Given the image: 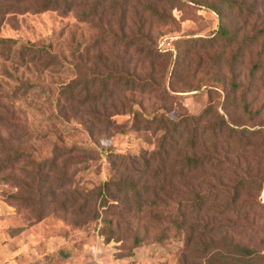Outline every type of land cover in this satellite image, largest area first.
Listing matches in <instances>:
<instances>
[{"label": "rangeland", "instance_id": "1", "mask_svg": "<svg viewBox=\"0 0 264 264\" xmlns=\"http://www.w3.org/2000/svg\"><path fill=\"white\" fill-rule=\"evenodd\" d=\"M94 1L75 0L64 9L42 8L41 0H0V37L14 39L7 50L0 43V264H199L212 250L205 251L203 241L219 249L232 240L264 253V185L259 188L264 183V0H164L157 5L165 10L164 20L148 17L146 6L155 5L154 0H115L114 8H108L111 0H99L98 12L83 17ZM222 23L235 30L234 39L207 40ZM145 44L162 51L153 59L144 57L137 48ZM23 45L36 46L42 58H22ZM48 52L56 60L46 65L42 60ZM114 69L153 80L160 92L117 90L106 79ZM90 74L107 80L112 99L78 103ZM74 79L79 81L74 93H79L67 101L62 86ZM96 80L92 90L99 87ZM162 91L171 95L161 99ZM226 91L231 95L222 104ZM210 99L213 110L244 136L241 141L216 138L207 127L214 118L200 122L197 152L223 156L224 164L210 161L191 176L160 173L152 178L124 169L110 152L151 151L163 134L155 122L148 127L140 119L135 123L128 110L146 115L158 110L177 118L201 112ZM94 109L110 114L113 124L101 126L91 114ZM183 139L169 153L176 168ZM56 155L55 169L39 161ZM243 176L255 181L235 203L211 197ZM109 177L139 178V184L149 177L150 183L163 180L166 186L158 191L156 184L143 195L159 205L145 204L140 212L132 202L125 210L132 193L114 188L105 193L109 203L93 198L90 207L76 211ZM189 189L205 193L201 210L184 206L190 197L183 192ZM183 213V229L162 230ZM205 222L216 228L201 235ZM195 223L200 226L186 243ZM102 230L113 237L107 239ZM214 264L234 263L219 255Z\"/></svg>", "mask_w": 264, "mask_h": 264}, {"label": "trees", "instance_id": "2", "mask_svg": "<svg viewBox=\"0 0 264 264\" xmlns=\"http://www.w3.org/2000/svg\"><path fill=\"white\" fill-rule=\"evenodd\" d=\"M128 0H123L124 3H126ZM175 2L176 0H172ZM196 3H203L200 0H192ZM156 3L155 5L150 3L146 6L148 8V17L155 20H164L167 18L165 10L162 7H158L157 5L164 4V0H154ZM75 0H41V7L42 8H55L59 6H64V9H70L75 5ZM99 5V0H95L92 4V7H90L89 10L82 12L83 17H89L90 15L94 16L97 12V6ZM117 6V1L111 0L110 5L108 8H114ZM214 10H217L218 13L220 12V8L217 7L214 3L211 4ZM145 8V9H146ZM89 15V16H88ZM235 36V30L230 29L228 26H226L224 23L220 24L217 31L213 36H209L207 40H224V41H231L234 39ZM204 38V37H201ZM137 39V38H136ZM139 39V38H138ZM192 39H197V37L194 36ZM129 39H127L128 41ZM14 41L13 38H5L0 37V43L4 45V47L7 49L11 48V43ZM132 42L128 41L127 45H130ZM247 47V46H246ZM162 50H158L156 47H154L152 44H145L142 47L137 48V52L140 54L143 52V56L149 57L151 59L157 57ZM20 55L21 57H25L26 55H30L34 60H39L42 58V53L38 51V48L34 45H23L20 47ZM56 56L54 53L48 52L47 57L42 60L44 61L43 64L49 65L53 62H55ZM255 67L256 64H253ZM110 75L106 77L107 80H113L112 86L116 87L117 90L120 89H136L139 90H145L149 89L150 91H158L154 86V81L149 80L147 78H140L136 75L132 74H126L123 70H111ZM96 78H99V87L97 89L92 90L93 86L96 83ZM102 80L101 77L94 76V75H88L83 81V86H86L85 93L86 95L79 98V104H84L86 101H98L100 99H108L113 98V89L108 88L107 80ZM81 81V80H80ZM79 81L78 79H74L70 82H67L62 86L61 92H64L65 94H68V97L66 98L67 101H74L77 97L76 92L74 93V90L78 87ZM232 87H236L237 82L232 80L231 81ZM18 86L13 87V89H17ZM167 95H171L169 91H162L160 93V98L164 99ZM231 95V91H226L224 93V96L221 98L222 104L225 101V99ZM119 112V111H116ZM132 115L133 121L135 120V123H139L138 119L143 121L144 127H148L154 124L156 127H159L163 129V134L159 140V143L156 148H154L151 151L142 150L139 153H135L133 155L124 154L121 152H113V153L119 160L120 164H123L124 169H131L133 171L140 172V174L144 175L147 174L150 177H156L160 173H163L165 176L174 177L176 175H188L191 176L194 173V169L202 166L206 162L210 163V161H213V164H224L226 162V158L219 155H214L213 157H210L207 153H200L197 152L199 149L198 145V131L197 128L200 122L205 119V117H213L214 120L211 123H207V127L212 131V135L214 137H237L238 140H243L244 136L243 133L240 131L237 126L233 125V122L228 121L227 118L219 113L217 110H213V103L210 99L208 104L205 105V107L202 109L199 113H182L179 117L173 118L168 115H166L163 111L159 112L154 111L151 115H146L141 109H133L128 110ZM215 113V114H214ZM92 116L96 119L98 123H100L103 127H109V125L113 124V117L110 114H107L105 111H100L98 109L91 110ZM90 129H92L93 124L90 125ZM93 131V130H91ZM121 131H124V128H122ZM182 135V136H181ZM183 147H184V153L181 155V158H179L180 164H178V168L175 167V163L177 161H172L169 158L170 150L173 149L174 144L178 143L177 139L180 137H183ZM217 142V141H216ZM214 142L213 148H217V144ZM247 143V142H246ZM69 150L68 147H65V150ZM215 152V150H213ZM14 159V158H13ZM58 157L52 156L51 158H41L39 161L43 164L46 163L48 165L49 169H55L57 167V160ZM216 161V162H215ZM49 163V164H48ZM2 165H7L6 163H2ZM185 177V176H184ZM149 178V177H148ZM148 178H144L142 183L139 182V178L136 180L132 179H123V178H105L97 187L90 193L85 201L81 203L75 210L81 211L82 208H88L91 205V200L94 198L101 197L105 203H109L108 198L106 196V191H108L111 188L116 189L117 192L122 191H130L132 193L131 198L129 196H126L125 201L129 207L125 208V210H130L131 206L130 203L132 202L135 208V211L140 212L144 209L145 204L147 206H154L158 207L159 202L156 198L152 197L151 200L147 201L142 196L145 194H148L154 189V185H158V191H162L166 184L163 180L160 182H153L150 183ZM190 178V177H188ZM64 178L61 179L63 181ZM252 181H255L252 177L243 176L237 180L236 183L233 185H230L229 188L223 187L221 191H214L211 194V197L213 199H224L225 203H235L239 197L241 196L243 192V188L248 185L250 187V183ZM264 183L261 181L259 182V188H262ZM155 195H158L156 191H154ZM185 194H188L190 198L186 199L184 206L190 207V211L193 210H201L203 205L205 204V201H207V198H205V193L202 191H194L193 189H189L188 191L183 192ZM130 199V200H129ZM186 226V217L183 213L180 219H177L175 221V224L173 225H164L162 230L168 231L171 227H174L177 230L183 229V227ZM200 226L199 223L191 224L189 226V232L185 238L186 243L190 242L192 239V233L194 229ZM209 223L205 222L201 225L202 229L200 231V234H206L208 231H211L212 229L216 227L209 228ZM101 233H104L106 235L105 237L107 239H110V237H113V234H107L106 230H102ZM223 239H226V236H223ZM228 244V242H227ZM203 248L205 251L209 250L208 254L205 256L202 262L199 264H214V260L217 256L220 255L221 258L225 260H231L234 264H259L260 261L264 258V253L261 252L259 249L252 247L250 245H247L245 243L240 242H233L232 240H229L228 246H222L223 248L217 249L218 246L214 244L213 241H203L202 242ZM225 245V244H224Z\"/></svg>", "mask_w": 264, "mask_h": 264}, {"label": "crops", "instance_id": "3", "mask_svg": "<svg viewBox=\"0 0 264 264\" xmlns=\"http://www.w3.org/2000/svg\"><path fill=\"white\" fill-rule=\"evenodd\" d=\"M101 263H103V262L101 261ZM112 263H114V262H112ZM67 264H69V260L67 261Z\"/></svg>", "mask_w": 264, "mask_h": 264}]
</instances>
